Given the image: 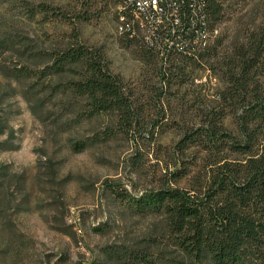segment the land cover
Returning a JSON list of instances; mask_svg holds the SVG:
<instances>
[{
    "label": "trees",
    "instance_id": "16d2710c",
    "mask_svg": "<svg viewBox=\"0 0 264 264\" xmlns=\"http://www.w3.org/2000/svg\"><path fill=\"white\" fill-rule=\"evenodd\" d=\"M99 1L82 3L78 21L95 13ZM224 1L206 0L212 25L221 18ZM230 1V5L239 2ZM30 7L34 23L48 21L44 4ZM39 36L16 42L4 32L1 45L5 43L23 62L14 65L17 73L0 64V74L10 86L23 75L26 84L21 92L33 111L44 112L51 103L59 126L80 125L84 119L102 116L110 119L90 136L74 138V149L120 133L132 134L135 143L136 136H154L169 122L181 128L178 142L166 149L167 155L159 146H136L130 155L137 172H144L143 160L149 155L157 165L154 185L130 195L126 206L130 215L146 219V224L81 264H264V22L250 29L241 24L230 38L216 34L207 45L188 52L169 49L161 55L145 43L160 58L156 80L131 88L112 70L104 49L86 43L78 31L47 36L48 44L33 49L30 45ZM17 43L27 46L20 49ZM206 70L216 78L210 95L202 93L209 81L197 82L200 71ZM193 86L191 102L198 110L203 103L202 110L190 116L169 115L171 92L188 94ZM153 93L158 94L155 103L161 105L154 114L145 115ZM38 94L33 103L31 97ZM7 102L3 91L0 136L8 133ZM70 109L76 111L69 122L62 120ZM8 138L0 140V149L9 148Z\"/></svg>",
    "mask_w": 264,
    "mask_h": 264
},
{
    "label": "rangeland",
    "instance_id": "374dc122",
    "mask_svg": "<svg viewBox=\"0 0 264 264\" xmlns=\"http://www.w3.org/2000/svg\"><path fill=\"white\" fill-rule=\"evenodd\" d=\"M85 1L0 0V38L8 32V40L17 42L16 39L26 40L27 36L39 34L38 41L30 45L36 49L37 45L48 44L47 36L69 35L76 30L86 43L104 49L112 70L128 87L143 81L154 83L155 65L160 58L146 47L139 21L135 20L133 36L120 32L116 0H100L95 13L89 12L78 21L77 11ZM223 3L224 10L216 22L218 36L230 38L241 24L250 29L264 22V0ZM37 4H44L48 11V21L39 26L29 15L30 6ZM57 17L65 21L56 20ZM21 44L16 46H27ZM4 46L0 41V64L17 73L14 65L23 61ZM200 76L197 82L209 81L202 93L210 95L216 82L214 74L206 70L200 71ZM25 84L23 75L10 86L0 74V93H7L5 107L9 110L8 133L0 136V140L9 136V148L0 149V264H81L100 256L106 245L124 239L126 232H138L146 224V219L130 215L126 206L130 195L154 185L157 165L154 156L149 155L143 160L144 172H137L130 155L136 146H159L167 155L166 149L178 142L181 128L169 122L157 129L159 133L154 136H136L135 143L132 134L120 133L76 150L72 145L74 138L90 136L108 125L110 119L102 116L84 119L80 125L59 126L51 103L44 112L33 111L21 92ZM194 89L195 86L188 94L171 92L169 115L190 116L202 110L203 103L198 110L191 102ZM153 94L145 106V115L154 114L161 105L155 103L158 94ZM37 97L39 94L31 97L33 103ZM177 102L185 107H178ZM75 111L68 110L61 119L68 121Z\"/></svg>",
    "mask_w": 264,
    "mask_h": 264
},
{
    "label": "built area",
    "instance_id": "2783aa9c",
    "mask_svg": "<svg viewBox=\"0 0 264 264\" xmlns=\"http://www.w3.org/2000/svg\"><path fill=\"white\" fill-rule=\"evenodd\" d=\"M120 32L133 36L135 20L143 30V41L160 51H191L203 47L219 33L206 11V0H117Z\"/></svg>",
    "mask_w": 264,
    "mask_h": 264
}]
</instances>
